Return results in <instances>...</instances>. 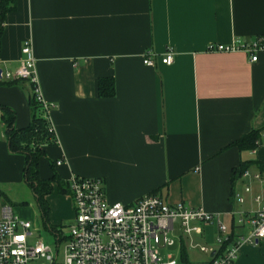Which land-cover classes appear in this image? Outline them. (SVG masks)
Masks as SVG:
<instances>
[{
  "label": "crops",
  "instance_id": "1",
  "mask_svg": "<svg viewBox=\"0 0 264 264\" xmlns=\"http://www.w3.org/2000/svg\"><path fill=\"white\" fill-rule=\"evenodd\" d=\"M3 27L0 69L14 74L30 42L42 96L53 105L58 143L44 147L42 179L100 177L110 203L155 193L172 205L202 207L229 233L245 234L235 213L258 208L253 197L264 196V181L231 177L242 162L251 172L264 163V51L250 62L245 52L208 46L264 36V0H17ZM168 49L171 65L158 58ZM146 52L156 55L155 66L143 63ZM100 78L115 81V96L99 95ZM14 80L0 84V105L25 128L33 89L21 79L3 81ZM1 114L0 220L5 204L27 203L17 197L29 186L25 158L10 153ZM252 129H261L260 144L241 152L233 143ZM247 185L252 192L241 205L234 193ZM46 198L52 226L73 222L69 194L54 189ZM40 226L50 232L35 213L32 241ZM217 231L216 223L206 225L194 240L215 251ZM202 254L196 261L212 256ZM232 264H264V239L240 244Z\"/></svg>",
  "mask_w": 264,
  "mask_h": 264
},
{
  "label": "built area",
  "instance_id": "2",
  "mask_svg": "<svg viewBox=\"0 0 264 264\" xmlns=\"http://www.w3.org/2000/svg\"><path fill=\"white\" fill-rule=\"evenodd\" d=\"M209 51L245 52L250 62L258 59L264 51V36L253 41L235 39L231 43L211 44ZM22 60L14 74L2 71L0 80L21 79L32 84L33 94L42 105L49 121L50 131L55 127L50 118L53 105L43 98L36 69V57L30 42L22 48ZM175 52L168 49L158 56L160 62L171 65ZM156 55L146 52L143 63L155 66ZM57 137V136H56ZM62 161H57L59 166ZM243 178H252L262 183L264 171L243 172ZM69 195L73 199L74 219L61 227V240L53 249L42 239L32 242L31 222L14 213L13 207L5 204L0 220V264H232L242 243L258 244L264 239V196L255 195V210L235 213V227L247 229L244 235H234L227 231L218 215L202 207H188L183 202L168 203L163 196L149 193L133 203H110L105 191V182L100 177L72 176L69 181ZM244 193L235 192L234 199L245 203V195L251 187L245 186ZM216 223L218 227L215 251L194 240L201 235L204 227ZM67 227V233H62ZM178 231V233H177ZM177 233V234H176ZM185 239L201 253L212 255L207 262L183 260L182 246ZM179 241V258L161 252L163 247ZM64 242L63 251L60 246Z\"/></svg>",
  "mask_w": 264,
  "mask_h": 264
},
{
  "label": "trees",
  "instance_id": "3",
  "mask_svg": "<svg viewBox=\"0 0 264 264\" xmlns=\"http://www.w3.org/2000/svg\"><path fill=\"white\" fill-rule=\"evenodd\" d=\"M17 6V0H0V39L4 30L3 23L9 12H12ZM1 50V42H0ZM26 81V80H24ZM15 84L14 81H3L0 80V84ZM98 92L99 95L105 97L115 96V81L112 78H100L98 81ZM32 85V84H31ZM31 107H32V119L30 124L25 128H19L15 126L16 113L5 106L0 105L1 111V122L5 127L6 142H8V149L10 153L20 154L25 158L24 164V175L26 184L29 185L33 192L34 198L37 202L38 212H40L43 226L50 230L54 235L55 241L60 242L61 240V227L57 228L49 223L50 207L48 194L52 193L54 189L59 194H69V183L63 181L54 173L50 178L42 179L40 177L39 163L43 156H45V145H56L58 143L55 133L50 131L49 121L45 117L42 105L35 98L34 94L31 95ZM262 134L261 129H252L246 133L243 137L233 143L241 152L246 150L257 149L260 144ZM259 169L264 170V163H259ZM250 162H242L240 167L232 170V182L235 183L241 178L244 171L248 169ZM233 192V191H232ZM182 256L186 259L187 251L182 246Z\"/></svg>",
  "mask_w": 264,
  "mask_h": 264
},
{
  "label": "rangeland",
  "instance_id": "4",
  "mask_svg": "<svg viewBox=\"0 0 264 264\" xmlns=\"http://www.w3.org/2000/svg\"><path fill=\"white\" fill-rule=\"evenodd\" d=\"M23 188L24 189H22L19 192L20 194H18L17 198L23 197L27 201V203L24 204L23 202H18L11 206L13 207L14 213H16L18 216H20L23 219H27L31 221L33 225V223H35V213H38L39 216L41 215H40V212H38L37 202H36V199L34 198L31 188L27 185H25ZM67 231H68V228L64 227L63 232L66 233ZM33 232H35L36 234H38L39 232L40 234L38 235L39 237H34L35 240L42 239L47 245L49 244L53 249L56 248L57 241H55L54 236L49 231L47 232L42 227L40 228V230H37L33 227ZM34 239L33 241H35ZM185 245H186V251H188L190 260H202L205 257V255H203L199 251H196V249L192 247L191 241L189 239H185ZM63 247H64V242L61 244L59 248L60 252L63 251ZM179 247H180V243L177 240L171 246L163 247L161 252L166 253V254H172L176 258L180 259V257L178 256L180 252Z\"/></svg>",
  "mask_w": 264,
  "mask_h": 264
},
{
  "label": "water",
  "instance_id": "5",
  "mask_svg": "<svg viewBox=\"0 0 264 264\" xmlns=\"http://www.w3.org/2000/svg\"><path fill=\"white\" fill-rule=\"evenodd\" d=\"M1 73H2V70L0 69V75ZM0 137H1V128H0ZM212 255H214V253Z\"/></svg>",
  "mask_w": 264,
  "mask_h": 264
}]
</instances>
